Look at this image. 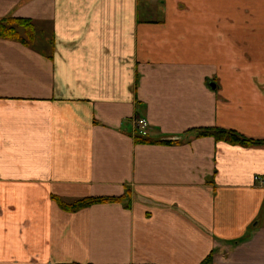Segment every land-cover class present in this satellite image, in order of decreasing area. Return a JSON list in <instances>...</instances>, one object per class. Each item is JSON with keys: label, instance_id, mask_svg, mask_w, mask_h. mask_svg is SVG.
Masks as SVG:
<instances>
[{"label": "crops", "instance_id": "0c3cea01", "mask_svg": "<svg viewBox=\"0 0 264 264\" xmlns=\"http://www.w3.org/2000/svg\"><path fill=\"white\" fill-rule=\"evenodd\" d=\"M7 17L36 35L0 38V264H264V0H0ZM86 196L123 200L56 199Z\"/></svg>", "mask_w": 264, "mask_h": 264}, {"label": "trees", "instance_id": "16d2710c", "mask_svg": "<svg viewBox=\"0 0 264 264\" xmlns=\"http://www.w3.org/2000/svg\"><path fill=\"white\" fill-rule=\"evenodd\" d=\"M36 35L34 23L23 17H7L0 19V38L15 40L23 44H30ZM200 135H212L216 139H223L231 143L249 144L253 139L247 138L243 134L233 129H224L219 127H205L199 129ZM140 141H151L146 135H138ZM59 205L70 211H76L80 208L89 206L95 202L121 201L123 196H86L72 202H65L56 197ZM210 263V256L205 260ZM58 264H80L78 262L58 263Z\"/></svg>", "mask_w": 264, "mask_h": 264}, {"label": "built area", "instance_id": "2783aa9c", "mask_svg": "<svg viewBox=\"0 0 264 264\" xmlns=\"http://www.w3.org/2000/svg\"><path fill=\"white\" fill-rule=\"evenodd\" d=\"M134 123L137 127V129H139L140 133L142 135H147L148 134V130H147V125H148V121L145 117L140 116L139 114L134 115L133 117ZM258 179H260V177H257Z\"/></svg>", "mask_w": 264, "mask_h": 264}]
</instances>
